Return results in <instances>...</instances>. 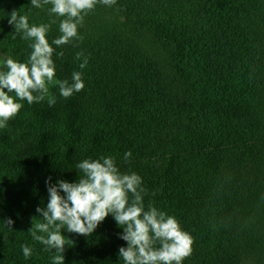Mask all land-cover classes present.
Listing matches in <instances>:
<instances>
[{"label":"trees","instance_id":"obj_1","mask_svg":"<svg viewBox=\"0 0 264 264\" xmlns=\"http://www.w3.org/2000/svg\"><path fill=\"white\" fill-rule=\"evenodd\" d=\"M50 7L0 0L3 58L23 62L31 51L29 41L12 38L7 13L48 23ZM79 33V47L66 45L53 59L55 79L82 71L84 89L64 99L49 85L53 107L18 101L23 107L0 129V264H51L54 251L28 232L36 208L47 205L45 181L75 182V165L101 156L142 178L145 208L176 219L184 209L175 208V185L184 184L178 202L192 208L180 226L196 233L182 264H264V0L98 3ZM79 51L88 57L83 70ZM121 232L111 215L90 236L65 229V264H124Z\"/></svg>","mask_w":264,"mask_h":264},{"label":"clouds","instance_id":"obj_2","mask_svg":"<svg viewBox=\"0 0 264 264\" xmlns=\"http://www.w3.org/2000/svg\"><path fill=\"white\" fill-rule=\"evenodd\" d=\"M116 2L30 0L31 8L35 9L51 5L47 11L49 17L54 18L39 24L30 23L29 16L21 14L20 10L7 13V22L14 29L12 38L20 35L22 40L29 41L31 51L23 62L11 56L0 59V129L7 127L23 107L18 101L32 105L47 100L48 106L53 107L56 97L50 94L49 85L58 86L64 99L84 89L82 71H73L70 81L55 79L53 56L63 58L66 45L79 47L84 39L79 28L98 3L112 7ZM57 18L59 35L49 43L46 36ZM75 59L81 61V70L88 64L83 51L77 52ZM131 155L130 151L126 152L124 159L128 160ZM75 168L79 176L75 182L58 179L53 183L51 177L46 179L47 205L36 208L38 216L32 218L28 230L32 240L42 244L45 251H54L51 264H65V229L68 233L90 236L109 215L122 229L119 238L126 242V247L121 246L118 251L124 264H182L191 254L193 239L179 221L151 204L145 208L147 190L137 173H122L112 156L83 159ZM3 223L13 231L11 218ZM21 248L26 259L32 256L30 246L22 244Z\"/></svg>","mask_w":264,"mask_h":264},{"label":"rangeland","instance_id":"obj_3","mask_svg":"<svg viewBox=\"0 0 264 264\" xmlns=\"http://www.w3.org/2000/svg\"><path fill=\"white\" fill-rule=\"evenodd\" d=\"M0 59H3V56L1 54H0ZM213 146H214V143H213ZM197 159H198V162H197V165H196V169H198L204 163L205 155L204 154H199L197 156ZM187 171H188V168L185 169V173H187ZM183 189H184V184L180 180H178L177 183H176V185H175V194L173 196V202L176 205L175 208L178 207V208L184 209V210H182L179 213V216L177 218V220L179 221L180 225L183 224V221L180 219V214L182 212H186V211L189 212L190 209L192 208V207H189V206L180 207V204H179L178 200L179 199H182ZM175 208H173V209H175ZM195 233H196V230H194V229L191 230V232H189V234L192 237H194Z\"/></svg>","mask_w":264,"mask_h":264}]
</instances>
